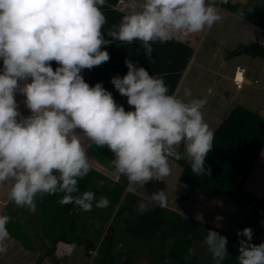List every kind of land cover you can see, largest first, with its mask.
Instances as JSON below:
<instances>
[{"label": "clouds", "instance_id": "1", "mask_svg": "<svg viewBox=\"0 0 264 264\" xmlns=\"http://www.w3.org/2000/svg\"><path fill=\"white\" fill-rule=\"evenodd\" d=\"M216 2L122 0L120 22L106 31L109 40L101 31L106 0H0V185H7L8 200L35 212L38 195L59 192L61 203L82 211L107 207V197L97 200L92 190L80 192L78 187L91 170L82 137L107 146L115 173L127 178L126 190L132 194L150 179L171 174L169 161L182 158L177 150L181 144L192 172L208 175L205 158L215 133L201 111L206 99L170 94L163 75L149 74L125 59L126 74L110 82L126 97V110L102 82L90 86L82 70L108 61L110 55L101 46L116 40L140 42L150 58L155 41L210 29L222 19ZM50 61L58 63L55 70ZM237 67L244 69L239 76L243 87V66L235 67L232 83ZM18 94L27 115L20 111ZM184 96L190 97L191 90L185 89ZM146 197L137 205L140 214L153 205L166 206L163 189ZM9 221L0 214V256L12 243ZM203 231L212 264H222L228 256L227 237L217 230ZM236 235L245 238L238 240V264H264V242L251 243L252 228Z\"/></svg>", "mask_w": 264, "mask_h": 264}, {"label": "trees", "instance_id": "2", "mask_svg": "<svg viewBox=\"0 0 264 264\" xmlns=\"http://www.w3.org/2000/svg\"><path fill=\"white\" fill-rule=\"evenodd\" d=\"M121 5L122 0H106L101 8L106 16V23L101 30L105 39H112L106 31L120 22L123 14ZM217 5L219 0L216 2ZM221 6L229 11L239 10V6L230 5L227 2ZM238 13L247 23L264 31V0H247ZM101 47L108 51L110 59L91 69H83L82 75L90 86L102 82V86L112 93L117 103L118 91L111 84L110 79L116 75L126 74L125 59L144 67L149 74L163 75L169 93L173 94L181 72L192 55V49L189 46L175 39L163 43L153 42L150 58L144 54V49L138 41L129 44L116 40ZM241 54L264 60V46L257 42L239 45L229 52L227 58ZM49 63L53 70L58 67L55 61ZM214 133L213 148L205 158V164L210 168L208 175L196 176L186 158L182 157L178 160L170 158L180 166L179 181L186 187L185 192L177 198V203H188L195 193L203 196L225 197L233 203H246L251 208L242 229L250 227L254 230L264 219V198L256 199L251 192L244 189V186L264 149V117L238 104L220 122ZM89 142L91 143L87 140L86 146L91 155H97L98 151L103 149L102 146L96 148L94 143ZM104 150L106 161L113 165L112 160L107 156L113 153L105 146ZM118 177V179L107 178L99 169L91 166L89 173L78 180L80 192L92 190L97 200L100 195H104L109 200L107 207L94 206L90 211L94 220L97 221L95 226L94 223H87L82 218L83 214L76 210L74 204L60 202L63 193L36 197L37 206L34 213L40 225L39 237L42 245L45 246L37 264H53L52 260L55 261L58 258L60 261L56 260V264H73L78 258L71 257L73 251L76 255L81 251L83 255L80 257L85 258H90L91 252L96 251L94 257L99 264H118L123 257H126L123 264H133L130 257L121 254L119 252L121 249L117 248L116 243L125 244L122 238L115 241V238L120 235L149 244L154 264H203L201 263L202 244L206 234L203 229L214 230L215 228L200 220L183 217L165 207L155 205L143 214L136 210L134 211L137 213H132L131 206L141 200L137 194L139 190L136 194L129 193L126 190L127 178L119 174ZM99 181L103 183H98ZM99 187L102 190L98 189ZM107 189L109 190L106 191ZM130 212L131 217H127ZM3 214L10 217L7 227L12 237L14 252H17L21 262L24 255L28 260L29 253L24 250L33 248L24 225L13 214L11 215L10 211ZM110 220L115 229L106 232L105 227ZM239 239L245 238L238 237L236 234L231 237L226 246L228 256L222 264H238ZM251 243L260 244L261 242L252 238ZM129 244L127 241L125 245ZM59 249L64 252L58 254ZM204 251L205 255L209 253L206 246Z\"/></svg>", "mask_w": 264, "mask_h": 264}, {"label": "rangeland", "instance_id": "3", "mask_svg": "<svg viewBox=\"0 0 264 264\" xmlns=\"http://www.w3.org/2000/svg\"><path fill=\"white\" fill-rule=\"evenodd\" d=\"M226 2L230 5L239 6V10L229 11L221 6V4L224 3L223 0H219V5L216 7L222 19L215 23L210 29H206L203 32L188 37L192 42L197 40L195 45L201 47L198 53V61L201 62L202 66L205 68H202V74H200L199 68L196 65L191 67V71L188 73V77L183 84L185 87L180 93L181 96L184 94L185 89H190V99H206L207 103L201 111L204 120L213 130H215L220 122L227 117L233 107L238 104L264 117V60L258 57H250L245 54L227 58L229 52L239 45L257 42L264 46V31L247 23L240 17L238 12L242 10L247 0H226ZM213 51H215V56L212 58ZM201 63L197 64L196 62L195 64L200 66ZM236 65L243 66L246 69L250 76L249 80L252 82L250 84H243V89L241 91H235L232 83ZM225 84H230V86H227L225 91L222 92L221 85ZM214 96L215 99L211 100V97ZM16 98L18 102H20V111L22 114L27 115L29 110L22 103L23 96L18 94ZM223 98L225 101L221 108L219 100ZM77 131L79 132L81 130L77 129ZM82 140L91 166L97 168V170L99 169L107 178L118 179L119 177L118 174L115 173L114 166L109 164L105 159L104 146H100L103 149L98 151L97 155H91L87 150V139L82 137ZM105 147L107 148V146ZM96 148H99V146ZM178 151L183 158H186L184 156V147H180ZM169 162L171 174L163 177L158 176L147 181L143 189L139 190L137 193L141 197V200L131 206V212L135 213L138 211V203L146 201L148 199L146 196L163 189L167 195V203L166 206L163 207L180 216L197 219L204 224L211 225L215 228L214 230L226 236L229 243L231 237L242 229L243 222L248 217L251 206L246 203H233L225 197L203 196L199 193H195L188 203H177V198L185 192L186 187L179 181L180 166L172 160ZM98 189L102 190L101 187ZM244 189L251 192L256 199L264 198V149ZM108 190L109 189L106 191ZM100 197H104V195H100L99 198ZM75 208L78 212L83 214L81 216L87 223H94V226L97 224V221L94 220L90 211H82L77 206ZM26 210L27 208L25 207H18L14 203H11L8 200L7 185H0V214L10 211L11 215L13 214V216L24 225L33 248L32 250H24V252L29 253L28 255L31 259L29 258L27 260L24 255L21 262L17 257V252H14V247L11 243L7 254L0 256V264H37L39 257H41L44 251L45 246L42 245L39 237L40 225L38 219L34 212ZM131 212L127 217H131ZM105 228L107 232V230H114L115 226L110 220ZM119 238H122L121 240L124 241L125 244L127 241L130 243L126 245V247L125 244L116 243L117 248L121 249L119 252L124 256L133 257L136 262L146 260L147 253L149 255L152 253L149 244L146 245V243L142 241L138 242V240H133L123 235L117 236L115 241ZM252 238L258 242H264V219L258 227L253 230ZM204 250L205 246L202 244L201 263L208 264L209 261L212 260V257L210 253L205 255ZM63 252L62 249H59L58 254ZM71 254V257H75L74 259L83 255L81 251L78 255H76L74 251ZM91 255L90 258H77L73 264H99L96 257H94L96 251H92ZM56 260L60 261L59 258ZM55 261L52 260L53 264H56ZM210 264H212V261H210Z\"/></svg>", "mask_w": 264, "mask_h": 264}, {"label": "crops", "instance_id": "4", "mask_svg": "<svg viewBox=\"0 0 264 264\" xmlns=\"http://www.w3.org/2000/svg\"><path fill=\"white\" fill-rule=\"evenodd\" d=\"M121 7L123 8V4L121 5ZM121 7L118 6V8H120V9H121ZM189 36H187V37H185V36H177V37H174L173 38V39H175V40H177V41H179V42H181L183 44H186L187 46H189L192 49V55H191V57H190L187 65H186L185 69L183 70V72H181V75H180V78H179V81H178V85H177L175 91L173 92V94H176L177 96H179V97H181V98H183L185 100H189L190 97H185L184 94L180 96V93H181V90H183V88L185 87L183 84L185 83V80L188 77V73L191 71V67H193L194 65H196L199 68L198 70H199L200 74H202V68H205V67L202 66V63L198 61L199 60V57H198L199 54L198 53L201 50V47L198 46V45H195V42H197V40L194 41V42H192L191 40H189L188 39ZM214 56H215V51H213L212 58ZM196 62H197V64L198 63H201L200 66H198L197 64H195ZM236 66H238V65H236ZM229 79H231V78H229ZM249 79H250V76H249L248 72L246 71V79H245L244 84L245 83H249V84L252 83ZM227 86H230V84L221 85L222 92L225 91V89H226ZM242 89H243V87L240 90L235 89V91H241ZM214 99H215V96L214 97H211V100H214ZM116 100L118 101V104L123 105L126 110H128L130 108V106L127 105V103H126V97L120 95L119 93H117ZM224 101H225L224 98L221 99V100H219V102L221 103L220 104V107L221 108L223 107ZM180 147H183V144H181L178 147V149H180ZM107 156H108L109 159H111V160L113 159V155L112 154H108ZM125 247H126V245H125ZM125 259H126V257L120 258V263L123 264V262H124ZM130 259L132 260V263L133 264H154V262L152 261L151 255H149L148 253H147L146 260H142V261H137L136 262L133 259V257H130Z\"/></svg>", "mask_w": 264, "mask_h": 264}, {"label": "built area", "instance_id": "5", "mask_svg": "<svg viewBox=\"0 0 264 264\" xmlns=\"http://www.w3.org/2000/svg\"><path fill=\"white\" fill-rule=\"evenodd\" d=\"M243 73H244L243 68H240V67L236 68V75H238V74L242 75ZM233 82H234V86L236 89H241V87H242V79L241 78L237 79V77H234Z\"/></svg>", "mask_w": 264, "mask_h": 264}, {"label": "snow or ice", "instance_id": "6", "mask_svg": "<svg viewBox=\"0 0 264 264\" xmlns=\"http://www.w3.org/2000/svg\"><path fill=\"white\" fill-rule=\"evenodd\" d=\"M237 79H240V77H239V76H237Z\"/></svg>", "mask_w": 264, "mask_h": 264}, {"label": "bare ground", "instance_id": "7", "mask_svg": "<svg viewBox=\"0 0 264 264\" xmlns=\"http://www.w3.org/2000/svg\"><path fill=\"white\" fill-rule=\"evenodd\" d=\"M238 76H240V74H238Z\"/></svg>", "mask_w": 264, "mask_h": 264}]
</instances>
